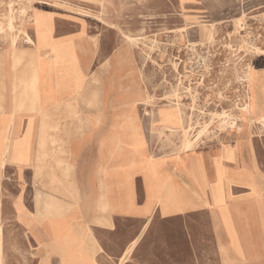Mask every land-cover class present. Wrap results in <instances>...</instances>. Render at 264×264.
Returning a JSON list of instances; mask_svg holds the SVG:
<instances>
[{
	"label": "crops",
	"instance_id": "obj_1",
	"mask_svg": "<svg viewBox=\"0 0 264 264\" xmlns=\"http://www.w3.org/2000/svg\"><path fill=\"white\" fill-rule=\"evenodd\" d=\"M24 1L0 34L7 263L264 264V134L155 153L110 0Z\"/></svg>",
	"mask_w": 264,
	"mask_h": 264
},
{
	"label": "rangeland",
	"instance_id": "obj_2",
	"mask_svg": "<svg viewBox=\"0 0 264 264\" xmlns=\"http://www.w3.org/2000/svg\"><path fill=\"white\" fill-rule=\"evenodd\" d=\"M112 1V2H111ZM32 2H35L33 0ZM96 16L128 45L129 86L143 92L149 144L184 153L231 132L264 134V0H110ZM23 3L1 10L0 34L19 40ZM11 16L17 22L9 23ZM37 19V13L34 20ZM23 24V23H22ZM121 26L123 28H121ZM36 83V78H34ZM0 222V247L3 242ZM186 245L185 239H178ZM0 264H8L0 255Z\"/></svg>",
	"mask_w": 264,
	"mask_h": 264
},
{
	"label": "built area",
	"instance_id": "obj_3",
	"mask_svg": "<svg viewBox=\"0 0 264 264\" xmlns=\"http://www.w3.org/2000/svg\"><path fill=\"white\" fill-rule=\"evenodd\" d=\"M0 8H2V7H5L6 6V8L7 9H9V8H13L16 12H18L17 11V7L21 4V3H24L25 1L24 0H0ZM29 12H27L26 13V17H27V14H28Z\"/></svg>",
	"mask_w": 264,
	"mask_h": 264
},
{
	"label": "bare ground",
	"instance_id": "obj_4",
	"mask_svg": "<svg viewBox=\"0 0 264 264\" xmlns=\"http://www.w3.org/2000/svg\"><path fill=\"white\" fill-rule=\"evenodd\" d=\"M15 22H17L16 17L11 16V17L9 18V23H10V25L13 26V24H14ZM35 84H36L35 81H33V82H32V85L35 86ZM59 161H60V159H59ZM59 161H58V164L60 163ZM62 163H64V162L62 161ZM67 164H68V163H67ZM59 166H62V165L59 164Z\"/></svg>",
	"mask_w": 264,
	"mask_h": 264
}]
</instances>
